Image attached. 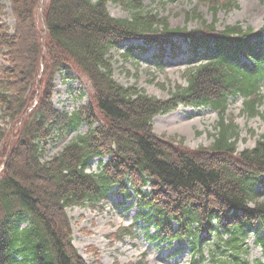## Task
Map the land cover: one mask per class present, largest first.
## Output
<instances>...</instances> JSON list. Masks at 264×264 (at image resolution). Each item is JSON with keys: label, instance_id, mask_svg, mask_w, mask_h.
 I'll list each match as a JSON object with an SVG mask.
<instances>
[{"label": "trees", "instance_id": "trees-1", "mask_svg": "<svg viewBox=\"0 0 264 264\" xmlns=\"http://www.w3.org/2000/svg\"><path fill=\"white\" fill-rule=\"evenodd\" d=\"M7 1L0 0V16L9 9L14 26L0 20L6 58L0 66V264H87L73 245L66 209L96 208L113 193L135 199V225L148 226L149 242L187 243L189 264H251L252 235L264 253V202L256 201L264 184V137L239 152L238 127L226 118L237 95L249 116L257 113L264 28L218 29L214 20L199 30H173L144 13L143 0H43L42 12V0ZM214 2L216 13L220 3L230 6V0ZM109 3L131 19L111 16ZM139 39L160 48L184 41L203 61L186 71V87L159 100L113 78L111 52ZM135 49L144 50L129 53ZM62 70L76 73L90 90L88 104L72 114L53 103ZM180 104L217 111L211 146L193 151L154 133L153 119ZM83 125L85 134L45 160L51 143ZM98 157L109 159L98 173L87 172ZM119 232V241L131 233ZM213 238L208 255L205 245Z\"/></svg>", "mask_w": 264, "mask_h": 264}, {"label": "rangeland", "instance_id": "rangeland-1", "mask_svg": "<svg viewBox=\"0 0 264 264\" xmlns=\"http://www.w3.org/2000/svg\"><path fill=\"white\" fill-rule=\"evenodd\" d=\"M9 6L7 0H2ZM214 0H143V12L158 15L165 19L171 29L199 30L203 22L216 20L218 29L226 26L242 25L245 29L259 31L264 28V0H230V6L222 3L217 13L212 10ZM111 16L131 19L129 11L119 4H108ZM0 16L2 23L14 26L10 10ZM144 46V50L135 49L129 53L131 45ZM19 59L25 58L22 49L17 52ZM188 46L176 41V47L145 45L143 39L122 44L111 52L113 77L123 87H136L146 95L159 100H167L178 86H187L185 73L188 69L202 63V57H194ZM5 56L0 53V66L5 63ZM90 90L83 79L74 73L60 71L55 77V107L67 113H73L89 102ZM261 99L256 108V115L249 116L245 111V99L242 96L228 101L226 118L233 119L238 127L237 148L241 152L253 149L264 137V82L260 89ZM218 113L211 107H186L169 114H160L153 120L154 133L160 138L183 142L190 150L207 148L214 142ZM175 122V123H173ZM87 126L77 132L66 135L63 139L51 143L46 151L45 160L60 154L63 149L79 135L88 131ZM107 159H104L106 161ZM100 160L92 163L91 171L97 172ZM257 202H264V184L257 189ZM137 208L134 198L112 194L106 203L96 208L86 204L67 209L73 232V244L87 264H189L190 248L187 243L172 246H157L147 239L148 226L142 221L135 225ZM25 226V225H23ZM123 229L131 234L115 239ZM150 232H153L150 229ZM215 239L208 241L205 252L209 255ZM249 253L246 258L251 264L261 261L264 254L256 245L252 235L247 242ZM176 250L181 252L176 253ZM207 264L208 261H207Z\"/></svg>", "mask_w": 264, "mask_h": 264}, {"label": "bare ground", "instance_id": "bare-ground-1", "mask_svg": "<svg viewBox=\"0 0 264 264\" xmlns=\"http://www.w3.org/2000/svg\"><path fill=\"white\" fill-rule=\"evenodd\" d=\"M173 123H175V122H173Z\"/></svg>", "mask_w": 264, "mask_h": 264}]
</instances>
